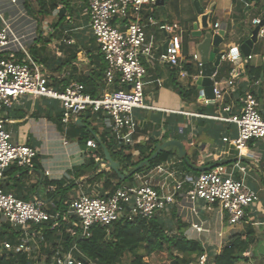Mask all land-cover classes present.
Masks as SVG:
<instances>
[{
    "label": "crops",
    "instance_id": "obj_1",
    "mask_svg": "<svg viewBox=\"0 0 264 264\" xmlns=\"http://www.w3.org/2000/svg\"><path fill=\"white\" fill-rule=\"evenodd\" d=\"M58 2V9L50 17L42 18L37 13V3H32L34 11L28 12L24 0H0V29L3 20L7 21L22 44L47 71L51 81L64 86L80 82L84 76H91L92 73H99L104 62L100 45L90 28L88 0ZM201 2L206 9L215 4L209 31H224L227 45L222 50L225 53L238 49L239 58H242L240 75L229 86L230 73L238 62L222 61L213 80L215 86L223 89L224 99L206 100L196 84L201 69L194 56L203 36H198L199 30L196 31L194 27L197 21L194 0H165L162 6L157 4L153 10L145 9L140 22L145 27L147 47L151 53L143 57L147 69L144 104L151 108L134 110L139 126L134 135V145L131 146L132 153L138 156L137 146L141 144L179 140L192 166L224 165L236 179L244 180L250 189L258 193L260 199L246 210L244 220L238 225H231L227 212L218 206L208 210L203 209V204H200V213L195 216L180 194L176 195L175 204L156 217L169 234L183 233L188 239L199 241L207 256L220 254L235 235L244 234L252 228L255 233L254 243L245 253L249 261L238 264H260L264 257V138L249 142L246 150L239 151L234 145L224 141L225 138L237 137L236 125L216 117L228 118L240 113L248 92L255 94L264 116V35H259L250 57H246L240 50V46L251 38L256 28L252 23L254 19H261L264 28V0ZM114 23L122 25L121 20H115ZM216 24H219L218 29L215 28ZM175 25L177 28L173 33L162 29L163 26ZM173 36L180 38L181 61L184 66L192 64L194 75L186 71L187 76L183 77L179 70L161 60L165 44ZM3 57L22 60L24 56L17 46H12L4 52ZM191 87H196L195 96L183 98L180 90L188 91ZM105 88L106 83L100 92ZM226 107H230V111H225ZM60 116V102L44 97H24L13 108L4 110L0 115V121H3L5 128L12 134L14 142L38 150L32 168L16 164L5 172L3 189L25 201L40 203L45 210L51 212L58 210L61 195L56 185L46 186V182L61 181L64 188L74 185L69 191V201L81 193H107L104 192L103 179L89 182V176L78 177L77 171L90 156L99 164L98 173L109 170L101 163L104 158L96 154L98 147L93 149L88 146L89 141L100 142L109 131V118L101 113H94L89 122L95 139L91 138L85 144L76 137L69 138V132L75 136L78 132L71 130V125L65 130L59 122ZM78 126H83L82 120ZM65 141L67 144H64ZM158 166L164 167L168 173H174L176 179L181 175L197 176L177 156L176 151ZM148 172L135 175L133 182H126L124 188L134 187L139 178ZM151 183L164 193L173 191L174 181L167 174H155ZM196 224L209 231H197L194 227ZM55 232L57 244L62 239L63 232L60 229ZM0 233L3 234L0 235V256L15 254L3 251V243H15L20 237L19 230L0 220ZM54 248L43 239L37 254L30 258L31 264H45Z\"/></svg>",
    "mask_w": 264,
    "mask_h": 264
},
{
    "label": "built area",
    "instance_id": "obj_2",
    "mask_svg": "<svg viewBox=\"0 0 264 264\" xmlns=\"http://www.w3.org/2000/svg\"><path fill=\"white\" fill-rule=\"evenodd\" d=\"M157 4L158 0H88L90 28L107 64L104 76L106 88L96 97L86 92L85 85L80 82H71L64 89L52 85L44 67L22 44L10 24L3 20L0 29V111L13 108L24 97L53 99L60 102L61 123L65 130L88 111L101 113L109 118V131L118 144L133 146L139 126L134 110L151 108L144 104L147 69L143 63V57L149 55L151 50L147 47V35L140 16L145 9L153 10ZM115 20H121L122 25H116ZM252 23L257 27L262 24V20L256 18ZM176 28V25L162 27L167 33H173ZM215 28L218 29L219 24ZM259 35H264L263 27ZM12 46H17L23 53L22 60L3 57L4 52ZM181 47L180 38L171 37L161 60L186 77ZM194 60L201 69L202 63L198 61L197 55ZM222 61L238 62L230 73L228 85L232 86L241 70L242 58H239L238 49L224 53ZM116 85L118 89L113 88ZM214 94L216 101L224 99V91L219 86H215ZM224 110L228 112L230 107ZM216 119L236 125L237 137L225 138L224 141L239 151L246 150L249 142L264 138V116L257 97L251 92L246 93L240 113ZM88 146L96 149L97 142L89 141ZM37 156L36 148L14 142L12 134L0 121V220L20 232L15 243H3V251L23 253L30 259L38 252L44 239V230L47 227L50 231L60 229L63 232L62 239L52 250L48 258L50 262L45 264H86L85 261L94 264L78 246V241L91 236L94 226L109 228L121 218L152 219L175 204L177 194L182 195L195 216L200 213V204L208 210L218 206L227 212L231 225L242 223L246 210L260 199L257 192L250 189L244 180L236 179L224 165L201 172L195 177L181 175L177 179L174 173H168L164 167L158 166L140 177L134 187L120 188L104 195L81 193L69 202L66 211L51 212L45 210L42 204L20 199L2 187L3 176L11 166L17 164L32 168ZM155 174H167L174 181L171 193L156 189L151 183ZM194 227L199 232L209 231L202 225L196 224ZM195 264L211 263L205 253Z\"/></svg>",
    "mask_w": 264,
    "mask_h": 264
},
{
    "label": "trees",
    "instance_id": "obj_3",
    "mask_svg": "<svg viewBox=\"0 0 264 264\" xmlns=\"http://www.w3.org/2000/svg\"><path fill=\"white\" fill-rule=\"evenodd\" d=\"M25 7L28 12H33L32 3H37L38 14L42 18L50 17L58 9V0H24ZM102 57L103 54L101 53ZM103 66L99 73H92L91 76H84L80 83L85 85L86 92L96 97L100 94V90L105 85L104 76L107 64L103 57ZM185 70L194 75L195 70L192 64H186ZM57 89H64L68 85L60 86L55 81L52 82ZM119 86L116 85L115 89ZM196 87L189 88L188 91L180 90L183 98L195 96ZM94 113L88 111L80 116L83 126H78L75 123L71 124V130H75L78 134H71L69 138H78L81 143H87L91 138L94 140V132L89 122ZM61 123V116L59 118ZM158 142H151L149 144H141L137 146L139 152L138 156L132 153L131 146H124L118 142L107 131L97 143L98 150L96 152L101 158H104V149H107L112 159L119 162L121 170L131 171L134 167L139 165L144 160L149 159L156 151V144ZM174 151L162 152L154 160L150 162V167H142L136 174L129 177L127 180H121L118 174L112 170H105L98 173L99 164L90 156L85 164L78 168L77 176H89L88 181L94 182L103 179V188L106 193H113L120 188H124L126 182H133L135 175L148 172L161 163L166 162ZM35 161V160H34ZM12 167V166H11ZM10 167V168H11ZM10 168L8 170H10ZM192 171L195 175L200 174L198 171ZM7 170V171H8ZM6 171V172H7ZM63 182H46V186L56 185L61 195L58 202V210L66 211L69 206V191L74 187H63ZM58 232V231H57ZM55 231L48 229L44 230V240L56 247ZM0 235H3L0 233ZM65 238L69 237L65 235ZM255 233L253 229H249L244 234L235 235L230 242L223 247L220 254L208 255V259L213 264H238L241 261L248 262L249 258L245 256L254 243ZM80 250L84 253L86 258L94 264H123L126 255H132L133 260L130 264H146L145 258L155 253L169 254L171 260H176L177 264H195L197 259L206 253L202 244L197 240L188 239L183 233L171 235L164 227L163 223L158 217L152 219L137 218L135 220H128L121 218L114 222L109 228L96 225L92 228V234L89 238L78 241ZM140 250H145L142 254ZM50 262V259L48 260ZM86 264H91L85 261ZM0 264H31L28 255L23 253H16L10 255L0 256ZM264 264V257L260 261Z\"/></svg>",
    "mask_w": 264,
    "mask_h": 264
},
{
    "label": "water",
    "instance_id": "obj_4",
    "mask_svg": "<svg viewBox=\"0 0 264 264\" xmlns=\"http://www.w3.org/2000/svg\"><path fill=\"white\" fill-rule=\"evenodd\" d=\"M165 0H158V5H164ZM194 7L197 14V21L194 25L195 30H199L197 33L198 36H203V40L197 46V57L198 61L202 63L201 73L198 77L196 84L198 89L202 91L203 97L208 101L215 100L214 88L215 81L213 77L215 76L217 69L221 66L222 63V55H224L225 51L222 50L225 45H227V41H225V33L224 31H220L214 33L209 31L211 29L210 18L212 12L215 8V4L213 3L209 9L204 8L201 0H194ZM263 26V23L257 26L253 32L252 36L249 40H247L244 44L240 46V50L242 53L248 57L251 55L253 45L257 42L259 37L260 28ZM206 31L205 33H202ZM169 42H167L164 46V52H166ZM81 123V119H78L75 124L79 125ZM156 151L154 154L147 160H144L139 165L133 168L131 171L121 170V165L119 162H116L110 156V153L107 149H104V160L101 162L109 170H112L118 174L121 180H127L132 175L136 174L142 167H150V162L154 160L160 153L162 152H170L176 151L177 156L180 159H183L188 166H190L194 171L205 172L210 169L218 166L219 164H215L214 166H202L195 167L192 166L188 159L187 153L184 149V146L179 140H169L162 141L161 143L156 144ZM171 264H177V261L174 260Z\"/></svg>",
    "mask_w": 264,
    "mask_h": 264
},
{
    "label": "rangeland",
    "instance_id": "obj_5",
    "mask_svg": "<svg viewBox=\"0 0 264 264\" xmlns=\"http://www.w3.org/2000/svg\"><path fill=\"white\" fill-rule=\"evenodd\" d=\"M5 110H8V109H5ZM3 111L4 110L0 111V115L2 114ZM140 252L142 254H145V250H140ZM132 260H133V256L128 254L125 256L123 260V264H130ZM172 261L174 260H171V257L169 254L155 253L145 258L146 264H171ZM32 264H38V263L34 262Z\"/></svg>",
    "mask_w": 264,
    "mask_h": 264
}]
</instances>
